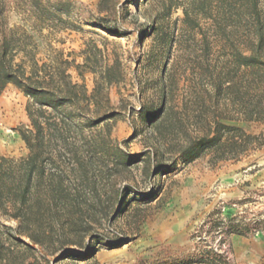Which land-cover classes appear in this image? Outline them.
<instances>
[{"label": "rangeland", "instance_id": "obj_1", "mask_svg": "<svg viewBox=\"0 0 264 264\" xmlns=\"http://www.w3.org/2000/svg\"><path fill=\"white\" fill-rule=\"evenodd\" d=\"M100 1L62 0V21L38 31L28 0H0V30L29 32L39 65L73 62L71 81L93 94L64 135L76 159L56 144L55 162L44 163L86 207L81 215L59 212L38 244L17 235L16 263L264 264V121L230 122L255 137L237 160L184 163L177 154L212 117L243 118L241 105L257 100L253 75L221 55L209 20L190 30L181 8L164 13L160 0H106V9ZM219 78L234 81L238 96L216 92ZM29 105L14 85L0 93V156L29 154L19 134L32 130ZM160 108L166 116L157 133L143 114Z\"/></svg>", "mask_w": 264, "mask_h": 264}, {"label": "trees", "instance_id": "obj_2", "mask_svg": "<svg viewBox=\"0 0 264 264\" xmlns=\"http://www.w3.org/2000/svg\"><path fill=\"white\" fill-rule=\"evenodd\" d=\"M105 2H99L100 9H106ZM65 4L62 0H28L26 12L34 19L31 28L39 31L40 25L61 22ZM172 8H181L182 21L190 30L199 26L200 19L209 20L221 55L236 70L243 69L253 75L256 85L253 84L252 89L258 94L256 103L241 105L243 118L211 116V121L203 126L201 136L187 140L178 148L177 154L184 163L206 155L213 157V164L237 160L255 137L230 122L264 121V0H160L162 12L168 14ZM103 27L114 31L108 26ZM0 33V93L8 84L22 91L29 99L27 114L32 125V130L19 133L29 150L26 158L0 156V216L17 222L15 228L0 222V264H17L20 243L16 240L17 235H26L33 244H38L44 224L56 218L59 212L66 216L81 215L82 208L86 207L80 192L77 189L69 192L60 174L45 172L44 163L47 160L55 162L51 152L56 144L66 148L73 159L77 157L64 135L70 131L76 116L83 117L85 108L92 103L93 94H88L83 84L71 81L68 69L73 62L52 60L39 65L32 35L22 27L3 26ZM202 46L206 55L209 50L206 37H203ZM20 54L22 56L16 62ZM105 79L106 83L113 81L110 70L105 72ZM213 88L216 92H231L232 95L228 93L227 96L239 94L231 79L219 78ZM143 115L160 133L158 127L165 119L166 109ZM86 122L90 124L87 119ZM179 124L180 132L185 133L182 122ZM57 157L61 158L59 154ZM162 166L156 164L155 170Z\"/></svg>", "mask_w": 264, "mask_h": 264}]
</instances>
